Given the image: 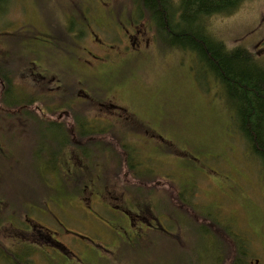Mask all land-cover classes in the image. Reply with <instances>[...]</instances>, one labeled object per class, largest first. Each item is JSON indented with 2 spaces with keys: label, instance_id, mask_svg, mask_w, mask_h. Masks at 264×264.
Instances as JSON below:
<instances>
[{
  "label": "rangeland",
  "instance_id": "374dc122",
  "mask_svg": "<svg viewBox=\"0 0 264 264\" xmlns=\"http://www.w3.org/2000/svg\"><path fill=\"white\" fill-rule=\"evenodd\" d=\"M179 2L170 0L171 5ZM142 8L140 0H0V48L4 54L12 53L11 62L33 59L38 75L58 80L51 88L67 87V99L84 91L98 104L107 105L103 99L111 98L131 115L130 121L119 120L124 114L119 112L114 123L99 124L108 128L101 133L107 131L114 139L88 140L96 144L83 147L92 166L79 156L86 168L79 161L80 168L75 167L76 150L71 153L70 139L55 164L59 149L54 141L64 139H53L49 127L33 125L27 133H19L27 139H7L13 159L0 157V245H4L0 264H17L11 261L14 257L20 264H57L54 259L73 264H228L231 240L242 243L246 264H264L262 166L250 152L217 80L193 52L173 49L155 37L157 25L149 24L147 15L145 20L136 18ZM130 19L137 20L130 23ZM204 25L228 50L245 49L264 68V0H245L232 12L207 17ZM24 83L15 85L28 89ZM47 102L62 105L58 99ZM97 103L87 108L81 102L71 109L91 120L107 112L105 107L98 112ZM66 113L69 117L68 107L52 113V118L39 111L34 116L65 122L68 128L73 121L65 118ZM47 139L51 148L44 145L36 153V146ZM48 158L49 167L53 162L61 169L43 170ZM98 161L103 181L88 182L90 167ZM126 161L141 170L126 169ZM136 172L140 183H133ZM74 182L95 184L91 190L96 198L86 199V205L96 204L94 209L75 196L66 199ZM96 186L107 189L103 197ZM142 187L151 193L135 194ZM124 199L142 205L151 200L149 216L150 207L159 218L173 210L182 215L186 211L189 217L180 216L176 223L169 217L175 227L168 218L164 222L174 241L155 234L136 242L134 249L127 244L118 249L120 240L110 232L118 230L117 223L107 201L114 206ZM171 199L183 201L186 208L177 203L176 209ZM76 202L80 206L72 211ZM89 213L97 224L90 223ZM202 214L212 221V232L199 229L210 222ZM50 239L68 249L55 248ZM80 247L111 262H90ZM220 247L223 253L218 258Z\"/></svg>",
  "mask_w": 264,
  "mask_h": 264
},
{
  "label": "trees",
  "instance_id": "16d2710c",
  "mask_svg": "<svg viewBox=\"0 0 264 264\" xmlns=\"http://www.w3.org/2000/svg\"><path fill=\"white\" fill-rule=\"evenodd\" d=\"M140 1H142L143 11L136 18L145 20V16L147 15L149 24L157 25L155 37L162 38L173 49L190 50L193 52L205 66L206 71L212 76V79L215 78L218 84H220L226 98L230 99L234 120L244 139H246L250 152L253 156H257L264 173V68L255 61L249 51L241 48L228 50L221 42H217L207 33L204 25V20L207 17L232 12L245 0H180L177 5H171L170 0ZM173 15L176 18L175 21H173ZM136 20L130 19V22L133 21L135 23ZM193 25L195 26L193 27ZM203 72L206 73L204 70ZM63 88H65L64 85ZM57 94L60 93L53 94L51 100H60L62 95ZM85 97L84 101H82L85 107L88 108L90 105H93L92 103H97L94 102L93 96L85 95ZM37 98L41 99L45 98V96H38ZM64 99L65 97L60 101L61 106L59 103H51L52 113L63 110ZM72 100L73 95H70L68 101L71 102ZM99 104H94V106H98ZM71 108L69 110L73 111ZM72 118L73 126L69 128L61 123H52L47 126L50 128V131L52 130L53 139H77L79 143L76 142L69 145L73 149L81 148V141H83V146L93 144V141L88 142L89 139H96V142L103 139H114L109 137L110 134L107 131L106 133H101L108 128L99 127V124L109 125V123H114L111 119L107 117H94L88 120L86 119L87 116L85 117L81 113H74ZM98 137L99 139H97ZM54 142L58 147L57 149H59L58 151L61 148L64 149L69 143H65L63 140ZM95 144L89 147H94ZM82 150V153L77 154V157L78 161L82 164L81 167L86 168L79 156L82 155L84 156V160L89 161V153L86 154L87 149ZM1 155H4L7 161L13 159L10 153L6 154L3 150ZM58 161L59 159H56L55 164H58ZM89 164L92 166V160L89 161ZM78 165L80 166L79 163ZM121 166L123 167V164L117 168H122ZM124 166L130 171L141 170L129 165L127 161L124 163ZM8 167L12 170L10 164H8ZM100 167H102L100 161L97 162V166L90 167L91 175L88 177V182L103 181V172L97 170ZM148 172L151 174L150 171ZM140 179L141 175L139 174L138 177L137 172L132 176L133 183H140ZM140 192L151 193L150 190H143L142 187V189H137L135 194ZM4 211L9 210L4 209ZM9 217L11 218V215ZM222 230V233L226 236H232L225 229ZM231 241L233 243V254L228 258V264H246L243 261L246 250L243 248L242 243L234 240ZM217 250H219L217 254L219 258L223 253V247ZM215 258L216 256L213 257V260Z\"/></svg>",
  "mask_w": 264,
  "mask_h": 264
},
{
  "label": "flooded vegetation",
  "instance_id": "af4514ba",
  "mask_svg": "<svg viewBox=\"0 0 264 264\" xmlns=\"http://www.w3.org/2000/svg\"><path fill=\"white\" fill-rule=\"evenodd\" d=\"M131 23V22H130ZM128 23V24H130ZM128 36H131L130 34H127ZM126 41L129 43L130 40L127 39L126 37ZM135 42H137V40L135 39L134 42H131L132 46L135 47ZM125 47H128V44L124 43ZM138 45V44H136ZM138 50L140 48V46H137ZM136 48V49H137ZM136 49H134V51H137ZM133 51V52H134ZM0 52H1V57H0V96L2 97L0 100V157H4V155L2 156V150L8 154L10 153L9 150V146H8V140L7 139H27V137L25 136V138L21 137L19 135V133H27V131L31 128V126L35 125V126H44L47 128V126L49 124L52 123H59L58 121H53L51 119H39L38 116H34V114H37V111L43 113V114H47L48 116H50L51 118L53 117L52 115V110H51V102H47V100H51V97L53 94H56L57 92L60 94L57 95H62L61 99L59 101L62 100L63 97H65L64 101V108L65 107H74L76 105H79V103H81L82 101H84L85 92L82 91H78L80 92V95H83L80 97V95H77L76 93H71V95H73V100L70 102L68 101V99L66 98V96H68L67 92L68 89L63 88L62 84L60 87H56L55 89L51 88L53 85L58 83V80H56L53 76L51 78H49L48 76L42 77L40 75H38L35 72V66L33 65L34 60L31 59V61L29 60H25L23 58H20L15 62H11L10 59L12 58V53L10 52V54H4L5 51H3L0 48ZM142 52V51H141ZM27 58V57H26ZM113 64H115L113 62ZM17 69L18 70V75L14 74V70ZM20 70L24 73V74H19ZM12 75H14L13 77H11ZM23 75V76H21ZM21 81H24L25 85L28 84L29 88L25 89V87H17L15 85V83H20ZM42 97L45 96V98H37V97ZM28 99V101H27ZM81 100V101H80ZM103 100H107L109 101V103L107 105H103L102 103H100L97 106V111L100 112V110L105 107L107 112H103L104 115H97L96 117L98 118H103V117H107L109 119H111L112 121L114 119H112L113 117H115L116 115H118V113L120 112H124L123 116L120 114L119 115V120L122 118H126V120L130 121L131 120V115H129L124 109L120 108L119 106H116L115 103L112 101L111 98H105ZM102 104V105H101ZM63 108V109H64ZM70 111V115L68 117V114L66 113L65 118H71L73 121V112L71 110ZM63 112V110H62ZM51 113V114H49ZM63 121V120H62ZM81 121V119H80ZM39 124V125H38ZM61 124L66 125L65 122H61ZM70 126H73V124H70ZM69 126V127H70ZM68 127V128H69ZM35 139H37V137H34ZM48 140V139H47ZM63 141H65L66 143V139H64ZM71 143H76L78 142L77 139H70ZM69 142V141H67ZM79 143V142H78ZM3 148H2V146ZM48 147L49 149L51 148L52 142L51 139H49L47 142L42 143L41 145H37L35 150L36 153H40L41 149L43 146ZM83 141H81V148L79 147V149H73V147L70 148L71 153L74 152L75 154V150H76V154L74 156V161L75 159L78 162V158H77V154L82 153L81 150L83 149ZM62 151V148L60 151L57 152L56 158L59 154V152ZM65 152L68 150H64ZM83 151V150H82ZM51 155V154H50ZM50 158V156H49ZM49 158L47 160H45L43 162V166L42 169L45 170L46 172L48 171H54V170H58L59 166L61 169V165H53V163L51 162V165L49 167L48 163H49ZM58 159V158H57ZM60 159V158H59ZM69 159V156H68ZM72 162V160H71ZM69 165L73 166L70 161L68 160ZM79 163V162H78ZM75 167H79V165L75 166ZM72 188L71 189H67L68 191H70L69 194H66V199H69L71 196H75L77 197V199L79 198L81 200V202L83 201L84 204L86 205V199L89 198V201L91 200L92 197H94L93 191L91 190V186H95V184H80V183H73L71 184ZM97 187V186H96ZM98 190V193L100 194V197H103L102 195L107 192L105 186H100L99 188H96ZM192 192V191H191ZM72 194V195H71ZM81 196H83V198L81 199ZM96 198V197H94ZM177 198V197H176ZM103 201V200H102ZM166 201V200H165ZM108 202L109 208H110V214L111 217L116 221L117 223V228L118 230L113 233L112 231H110L113 236L115 241L120 240L119 244L117 245L118 249H121L125 246V244H127L130 249H134V245L136 242L141 241L143 239H150V237L152 235H159L161 238L165 239V240H171L174 241V236H173V232H167L164 222L165 221H170L169 217L174 218L175 223L178 222L176 218H179L180 216H183L184 218L189 217L187 216V212L184 211L183 215L182 213L177 212L176 210H173L172 214L170 213H163V215H161V218L157 217V215H155V213L153 212L152 208L149 207V213L150 216L146 213V209H147V204H154L152 201H147L144 205L138 203L136 200H123L121 202V204L119 203H114V206H112V204ZM168 203V201H166ZM184 202H186V200H184ZM170 203H173L174 207L177 209V203H178V207L182 208L185 207V203H183V201L181 202H177L176 199L170 201ZM157 204V203H156ZM96 204H90L88 206L91 209H94ZM73 206L79 208L80 203L76 202L72 205L71 210L74 211ZM189 207V206H188ZM134 208V209H133ZM186 208V207H185ZM193 210L195 209L194 206L191 207ZM191 212H189L190 214ZM200 215V214H199ZM166 218H165V217ZM201 216V215H200ZM86 217L92 222H90L91 224L94 225L97 224V221L93 219V217L91 216V214L89 213L88 216L86 214ZM202 217L205 218L208 221H205L206 223V227L205 229H203V227H199V229L201 230H205V232H212V221L208 218L207 215H203ZM168 218V220H167ZM26 220V217H25ZM163 221V222H162ZM171 222V221H170ZM156 223V225H155ZM173 224V226L175 227L176 225L171 222ZM195 225V224H194ZM36 227H38L37 225H35ZM97 226V225H96ZM196 226V225H195ZM221 228V227H220ZM174 229V228H173ZM172 229V230H173ZM222 229V228H221ZM101 230H107L104 226L103 228H101ZM209 230V231H208ZM104 232V231H103ZM26 233V232H25ZM103 235L105 236L106 234L103 233ZM41 239L45 240V237H41ZM24 243V242H23ZM26 243V242H25ZM49 243L54 246L57 249H68L65 243H62L59 240H55V239H50ZM19 245L22 244L18 243ZM35 244V243H32ZM4 245H0V249H3ZM80 249L81 253H86L87 257L89 259L90 262L93 261H100V263L102 262H111L110 258H103L100 255H96L94 253H88L86 252L84 247H80L78 248ZM127 249V247L125 248ZM79 254V253H78ZM47 261L50 263L49 258L46 256ZM19 258L18 257H14L13 262L18 263ZM12 262V263H13ZM54 263L57 264H73V263H69L66 261H57L56 259H54ZM258 262L256 261L254 264H257ZM22 264V263H21ZM113 264V263H112Z\"/></svg>",
  "mask_w": 264,
  "mask_h": 264
},
{
  "label": "bare ground",
  "instance_id": "6f19581e",
  "mask_svg": "<svg viewBox=\"0 0 264 264\" xmlns=\"http://www.w3.org/2000/svg\"><path fill=\"white\" fill-rule=\"evenodd\" d=\"M20 60V59H19ZM20 61H22V60H20ZM14 74H16V75H18V70L17 69H15L14 70ZM14 75H12L11 77H13ZM21 76H23V75H21ZM133 166V165H132ZM134 167L135 168H138V166L137 165H134ZM43 184H45V182H43Z\"/></svg>",
  "mask_w": 264,
  "mask_h": 264
}]
</instances>
